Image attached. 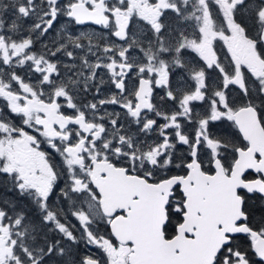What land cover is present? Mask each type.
<instances>
[{
	"label": "snow or ice",
	"instance_id": "obj_1",
	"mask_svg": "<svg viewBox=\"0 0 264 264\" xmlns=\"http://www.w3.org/2000/svg\"><path fill=\"white\" fill-rule=\"evenodd\" d=\"M0 264H264V0H0Z\"/></svg>",
	"mask_w": 264,
	"mask_h": 264
}]
</instances>
